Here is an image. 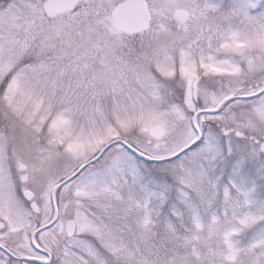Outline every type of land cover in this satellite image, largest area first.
<instances>
[{"label": "snow or ice", "instance_id": "6c2138e0", "mask_svg": "<svg viewBox=\"0 0 264 264\" xmlns=\"http://www.w3.org/2000/svg\"><path fill=\"white\" fill-rule=\"evenodd\" d=\"M0 264H264V0H0Z\"/></svg>", "mask_w": 264, "mask_h": 264}]
</instances>
